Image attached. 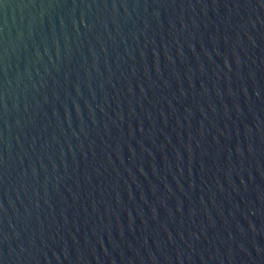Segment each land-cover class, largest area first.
Segmentation results:
<instances>
[{"label": "water", "instance_id": "95a60500", "mask_svg": "<svg viewBox=\"0 0 264 264\" xmlns=\"http://www.w3.org/2000/svg\"><path fill=\"white\" fill-rule=\"evenodd\" d=\"M0 264H264V0H0Z\"/></svg>", "mask_w": 264, "mask_h": 264}]
</instances>
